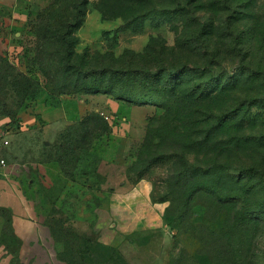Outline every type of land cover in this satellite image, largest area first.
<instances>
[{
    "label": "rangeland",
    "instance_id": "374dc122",
    "mask_svg": "<svg viewBox=\"0 0 264 264\" xmlns=\"http://www.w3.org/2000/svg\"><path fill=\"white\" fill-rule=\"evenodd\" d=\"M23 1L29 18L23 26L14 28L8 38L0 34V56L17 70L28 72L31 79H39L43 92L36 91L37 101L25 96L28 85L29 91L34 92V84L21 81L22 87L16 89L14 77L18 71L0 66V104L6 112H18L16 118L21 119L20 124L14 119L10 124L9 114L0 117L6 120L0 124V196L6 187L2 183L9 176L12 183L9 181L8 189L15 191V184L18 186L25 202L28 218L25 220L30 221L33 228L26 239L20 238L14 229L13 210L0 205V264H264V0H244L246 7L241 13L229 11L228 14L235 16L231 18L236 24V34L243 35L238 47L240 54H229L224 64L231 75L243 61L245 73L237 89L210 104L215 114L226 106L243 104L238 116V119L244 118L243 125L232 123L225 131L228 134L224 135L240 136L243 140L240 147L221 157L216 164L206 160L204 155L215 151L213 144L192 147L193 152L187 147V137L168 134L160 147V150L179 152L191 150L190 158L196 163L204 167L213 165L214 194L200 193L190 201L181 233L166 226L161 231L128 235L117 234L118 229H114L113 200L127 190L120 187L122 182L135 184L136 172L144 166L134 164L140 145L152 126L150 120L163 110L156 104H135L101 93L59 94L54 83L39 73L40 66L35 60V26L38 14L56 1L63 10L73 2ZM97 1H89L85 21L76 33L77 61L85 66L99 67L111 61L99 55L120 58L127 52L143 53L152 37L175 45L177 34L159 12L165 0L157 2L162 4H156L157 11L128 28L124 17L104 18L97 9ZM205 1L211 4L213 0ZM62 5H66L65 8ZM239 15L241 20L235 19ZM47 51L54 53L53 48ZM190 60L196 59L190 57ZM11 72L16 74L11 75ZM250 99L253 102L247 105ZM24 113L27 114L22 117ZM91 113L103 115L108 123L106 131L98 130V133L93 132L96 124H89L90 132L95 134L92 146L98 167L97 173L88 177L87 184L80 188L82 182L68 178L53 160L55 157L50 158L45 146L54 147L61 134L77 129L79 120ZM220 138L222 135L216 130L213 140ZM45 141L49 145H45ZM179 143L180 150L174 149ZM172 164L173 160L157 165L142 180L152 184L156 197L168 196L171 201L164 204L171 205L174 215L178 207L180 210V204L188 201V196L184 195L187 186L170 184V173L174 168L177 172L181 168ZM230 178L236 181L230 182ZM225 193L236 194V200L232 204L218 200V196ZM141 205L145 207L143 202ZM9 218L12 224L6 223ZM73 231L79 239H75ZM91 242L119 250L126 263L114 251L93 252Z\"/></svg>",
    "mask_w": 264,
    "mask_h": 264
},
{
    "label": "trees",
    "instance_id": "16d2710c",
    "mask_svg": "<svg viewBox=\"0 0 264 264\" xmlns=\"http://www.w3.org/2000/svg\"><path fill=\"white\" fill-rule=\"evenodd\" d=\"M62 1L64 0H60L61 4ZM71 1V7L65 8L66 5H62L64 10L59 7V1H56L37 16L35 60L40 66L39 73L54 83V89L59 94L101 93L135 104L151 103L162 108L163 112L150 120L152 126L148 128L146 138L140 145L134 164L143 163L144 166L136 172L137 179L133 183L144 179L145 174L157 165L173 160L172 165L181 166L178 172L174 168L170 173V184L172 187L187 186V193L184 195L188 196V201L184 205L180 204V210L178 207L174 215L169 205L163 215L166 225L172 231L181 233L186 225L184 213L189 212L190 201L200 193L214 194L211 181L213 165L204 167L196 163L190 158L191 150L188 149L194 152L192 147H210L213 144L215 151H207L204 155L206 160H213L216 164L221 157L240 147L243 141L238 135L224 136L228 134L225 131L232 123L243 125L244 118L238 119L243 104L237 107L226 106L219 114H215L210 104L237 89L242 81L240 77L245 73L243 61L231 75L224 63L229 54H240L238 47L243 35L236 34V24L231 18L235 16L228 13L231 9L234 13H241L246 4L244 0H213L211 4H207L205 0H165L163 5L157 3L159 0H98L96 6L104 18L124 17L127 21L126 28L157 11L156 4L162 5L159 12L172 24L177 38L175 45L170 46L166 40L152 37L145 51L140 54L127 52L120 58L99 55L102 59L111 61L95 67L85 66L82 61H77L76 55V33L85 21L90 0ZM240 15L235 19L241 20ZM181 17L183 20L180 21ZM50 48L54 49L53 54L47 51ZM190 57L196 60L191 61ZM0 66L17 70L1 56ZM17 71L14 87L20 89L21 81H26L27 85L31 81L34 92H30L29 85H26L24 93L37 101L36 91L38 94L43 92L40 80L31 79L28 72L23 70ZM16 72H11V75ZM252 102L250 99L247 105ZM6 114L12 118L10 124H13V119L20 124L21 119L16 118L19 113L14 110L6 112L0 104V117L4 118ZM91 123L96 124L93 132H105L108 121L103 115L91 113L79 120L77 129L72 128L61 134L60 141L54 147L45 146V149H49L50 158L55 157L53 160L68 178L82 182L80 188L87 184L88 177L97 173L98 158L92 146L95 134L89 130ZM216 130L221 133L222 138L214 141ZM168 134H174L178 138L187 137V147L190 148L181 152L160 150ZM174 149L180 150V143ZM196 181L202 182L192 184ZM229 181L236 180L230 178ZM236 198V194L230 193L218 196V200L231 204ZM151 199L154 203L171 201L165 195L156 197L153 190ZM6 223L12 224V220L9 218ZM9 229L12 232L11 225ZM71 233L75 239H79L78 234L74 231ZM173 235L176 238V234ZM13 237L16 235L13 234ZM91 243L93 252L100 249L114 251L126 263L119 250L100 242Z\"/></svg>",
    "mask_w": 264,
    "mask_h": 264
},
{
    "label": "crops",
    "instance_id": "0c3cea01",
    "mask_svg": "<svg viewBox=\"0 0 264 264\" xmlns=\"http://www.w3.org/2000/svg\"><path fill=\"white\" fill-rule=\"evenodd\" d=\"M28 18L29 14L23 0H0L1 35L6 34V38H8L10 32L14 28L23 26ZM26 114L24 113L22 117H25ZM5 121L1 118L0 124L5 123ZM3 172L5 174V171ZM5 179L2 186L4 185L7 188L4 187V189L2 187L4 193L3 196H0V205H5L13 210V224L16 234L20 238L26 239L31 234L33 226L30 221L25 220L27 217H25L24 198L20 194L16 184L14 186L15 191L9 190V181L11 182V180H8L9 176L5 177ZM120 187H124L127 190L121 191L122 194H118L117 198L113 200L112 209L114 211L113 214L116 216V227H114V223L111 224V227L116 228V230L118 229L117 234L128 235L136 232L161 231L166 228L167 225L163 219L166 205L152 201V184L149 181L141 180L135 184L124 181ZM142 202L145 204V207L141 205Z\"/></svg>",
    "mask_w": 264,
    "mask_h": 264
},
{
    "label": "built area",
    "instance_id": "2783aa9c",
    "mask_svg": "<svg viewBox=\"0 0 264 264\" xmlns=\"http://www.w3.org/2000/svg\"><path fill=\"white\" fill-rule=\"evenodd\" d=\"M5 143L8 144L9 142H8V141H5ZM3 162H4V161L2 160V163H3Z\"/></svg>",
    "mask_w": 264,
    "mask_h": 264
},
{
    "label": "water",
    "instance_id": "95a60500",
    "mask_svg": "<svg viewBox=\"0 0 264 264\" xmlns=\"http://www.w3.org/2000/svg\"><path fill=\"white\" fill-rule=\"evenodd\" d=\"M45 144H46V145H48V144H49V142H48V141H46V142H45Z\"/></svg>",
    "mask_w": 264,
    "mask_h": 264
}]
</instances>
